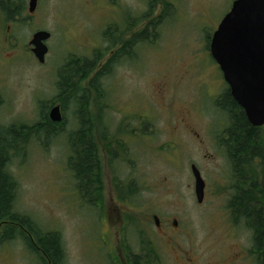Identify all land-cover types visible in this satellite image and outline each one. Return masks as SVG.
Listing matches in <instances>:
<instances>
[{
    "label": "rangeland",
    "instance_id": "1",
    "mask_svg": "<svg viewBox=\"0 0 264 264\" xmlns=\"http://www.w3.org/2000/svg\"><path fill=\"white\" fill-rule=\"evenodd\" d=\"M2 1L0 125L32 127L57 104L64 114L63 123L56 125L58 135L48 137L44 131L39 140L29 135L26 146L12 158L9 169L18 182L16 208L44 230L58 231L65 263L132 264L133 254L142 256L151 248L157 255L153 264H191L193 260L197 264H257L251 252L252 231L225 221L228 207L223 198L199 204L191 170L196 163L217 191L240 187L220 145L227 118L217 105L222 77L209 48L234 0H39L34 13L29 12V0H19L25 8L16 19L8 18ZM162 14L166 17L157 42L132 46L133 58L123 57L103 78L102 98L91 86L92 77L111 52L116 54ZM134 17H142L137 27ZM39 30L51 32L45 63L31 50L30 40ZM96 48L95 64L83 76L70 79L77 91L83 90L75 92L77 97L85 94L84 89L89 93L104 203H123L121 197L126 199L129 192L130 205H121L120 211L99 208L81 195L68 161L69 138L79 128V100L67 91L60 100L61 73L74 71L72 67L82 59L93 58ZM68 63L70 70L65 67ZM192 104L204 109L203 117L191 110ZM127 110L130 116L132 112L134 117L144 116V127L137 124L138 119L127 118ZM104 111L109 125L105 131L100 117ZM188 112L197 128H206L205 116L212 119L211 136L202 132L205 146L181 126ZM107 136L114 156L104 149L102 139ZM155 214L162 220L160 229ZM124 219L133 222L131 227H126ZM120 246L128 247L130 256ZM0 264L44 263L19 238L0 243Z\"/></svg>",
    "mask_w": 264,
    "mask_h": 264
},
{
    "label": "trees",
    "instance_id": "2",
    "mask_svg": "<svg viewBox=\"0 0 264 264\" xmlns=\"http://www.w3.org/2000/svg\"><path fill=\"white\" fill-rule=\"evenodd\" d=\"M1 5L8 18L12 17L13 19H16L21 15L25 8L24 4L20 3L19 0H5L1 2ZM164 17H166L165 14H162L159 18L151 20L144 29L136 32L131 41L125 43L124 47L120 49L118 53L133 58L135 52L133 53L129 51L126 53L130 44L132 46H135L138 43L147 42L155 44L159 38V32L161 25L164 23ZM141 19L142 17H134V27L138 26V22ZM120 56H118V58ZM91 64L92 63L89 60H86L85 65H82L81 67L80 65L75 66L73 68L75 69L74 71L61 73L62 81L61 84L59 83L61 91L60 100H63L62 97L65 93L69 92L70 96H72L75 92L83 91H77V86L73 84V80L70 78L83 76L82 73L86 70L87 66H90ZM107 70L109 71V67H107ZM67 73H72V75L69 76V79L67 78ZM101 74L103 76L106 75L105 72ZM98 81L99 79L97 75L96 78L93 79L92 86L95 90H101V92L104 93V85L100 84L99 86ZM67 83L68 88L65 89L64 86L66 87ZM83 93L85 94H79L78 97L76 96L77 94H75V97L79 100L76 110L79 128L74 131L69 138L72 154L68 161L70 169L76 177L77 187L80 190L81 195L88 198L90 200H88L89 202H95L96 204L99 201V203L102 204L99 208H103L104 183L98 143L94 135L95 123L93 121V114H91L89 110V93L87 90H84ZM103 96L104 94L101 97L103 98ZM217 101H219V104L221 105L222 96ZM232 107L233 106L231 105V109ZM231 113L236 114L233 111H231ZM243 116L244 115L239 112L233 117V143L231 144L230 154L234 157L232 162L233 169L240 187H248L256 185L259 166L256 165L253 158L254 155L256 156L260 152H257L255 142L253 141V138H251V132L248 131V123ZM100 117L104 118L106 125L102 124V130L105 131L108 129L105 120V111ZM62 121L60 123H54L51 121L49 115H45L43 121L32 127L17 124L10 126L0 125V243L20 238L26 242L32 251L37 253L38 258L44 264H66L62 237L57 230H44L39 224L32 220L30 216L21 213L16 208L18 182L10 172L9 165L17 150L26 146L29 135H34V138L39 140L41 133L45 131L47 132L48 137H54L60 132L56 125L60 126L63 123ZM102 140L105 142L104 145L108 152L114 156V147L110 138L107 136ZM263 165L264 163L262 164V185H264ZM129 187L133 189L132 183L129 184ZM128 194L126 199L130 196ZM253 197H255L254 193H251L249 197L245 195L244 201L239 197L236 198L233 205L236 217L244 214H246V216L251 214L249 218L254 219L256 212L253 210L252 206L249 207L246 203L247 201L248 203L251 202V204H253ZM121 198L123 201L126 200L123 196ZM253 219L249 221V225L251 228L255 229L256 224ZM256 228L258 229L257 231L261 232L262 227L257 225ZM260 236L257 238V241H255L256 243H254L251 252L254 254L255 246H258L263 250L262 258H264V233L260 234ZM152 250L153 249L148 248L146 254H143L142 256L133 254L131 263L145 264L146 261L149 262L148 264L152 263V260L157 257L155 251Z\"/></svg>",
    "mask_w": 264,
    "mask_h": 264
},
{
    "label": "water",
    "instance_id": "3",
    "mask_svg": "<svg viewBox=\"0 0 264 264\" xmlns=\"http://www.w3.org/2000/svg\"><path fill=\"white\" fill-rule=\"evenodd\" d=\"M38 3L39 0H29L30 13L35 12ZM50 37V31L39 30L30 40L32 52L40 63L46 62ZM210 51L249 121L255 126L264 124V0H234L213 33ZM49 117L52 122L60 123L61 105L53 106ZM191 170L196 198L202 203L206 181L196 163L191 165ZM154 220L160 225L159 216ZM174 223L178 225L177 220Z\"/></svg>",
    "mask_w": 264,
    "mask_h": 264
},
{
    "label": "flooded vegetation",
    "instance_id": "4",
    "mask_svg": "<svg viewBox=\"0 0 264 264\" xmlns=\"http://www.w3.org/2000/svg\"><path fill=\"white\" fill-rule=\"evenodd\" d=\"M115 19V18H114ZM125 22L127 24V22L129 23L128 21V18L125 19ZM124 22V23H125ZM123 23V25H124ZM116 24V23H115ZM120 25V23H118ZM112 26L111 28L112 29H116L118 26H113V25H109L108 27ZM115 27V28H113ZM127 29V28H126ZM132 37L127 40V42L131 41ZM97 46L99 44H97V42L95 43ZM122 49V48H121ZM132 49V45L130 44L128 46V51L126 53H128L129 51H131ZM32 50V48H31ZM98 51V48H96L94 50V57L89 59V61L92 63L90 66H87L86 70L84 72H87V69L90 68L93 64H95V59H96V56H97V52ZM121 55V56H120ZM118 56H120L118 58ZM123 57H128V56H125L124 54H119L118 52L115 54V52H111L110 54V57L108 58L107 62L105 63V65L103 67H100L99 70L95 73V75L92 77V80H91V86L93 85L92 82H93V79L96 78V76L98 75V79H99V86L100 84H103L102 80L105 76H109L112 72H113V69L115 67V64H118V62L123 58ZM132 58V57H130ZM81 60V59H80ZM87 59H82L77 65H80V67L82 65H85V62H86ZM126 60H129V59H126ZM97 61V60H96ZM70 63H68L65 67H68L69 70H70ZM217 67L219 68V71L221 73V77H222V80H221V83H222V86L223 88H221L222 92H221V96H222V103L221 105L219 104V101H217V105L223 110V112L226 114V126L224 128V131H223V136L221 138V148L224 149L225 151V159H226V162L228 165L232 166V169H233V156H231L230 154V148H231V144L233 143V134H232V129H233V117H235L239 112L242 113L245 118V120L247 121L248 123V131L251 132V135L253 138V141L255 142V147L257 149V152H260L258 155H254V160H255V163L257 166H259V171H257V182H256V185L255 186H248V187H233L231 189H229L228 191H221L218 189V191L216 190L215 187H210L209 186V182H208V179H207V176H206V172H204L203 169H200L201 170V173H202V176L203 178L205 179L206 181V188H205V196H204V201L202 203H199V204H205L207 201H211L213 199H216V198H223L225 201H227V207H228V214H227V217H225V221H231V223L236 226L235 224H241L242 226H247L249 227V229L252 231V240L254 241V243H256L255 241H257V238L260 236V234H263L264 233V185H262V164L264 163V124L262 125H259V126H255L253 125L248 117H247V114L245 112V109L235 100V98L233 97L232 95V90H231V87L229 85V83L226 81L224 75H223V72L221 71L219 65L216 63ZM107 67H109V71L107 70ZM73 69V67H72ZM66 70V69H65ZM109 73H108V72ZM105 72L106 75H102L101 73ZM93 87V86H92ZM94 88V87H93ZM95 89V88H94ZM86 90V89H84ZM96 91L98 92V94L101 93V95L105 94L103 92L98 91L96 89ZM220 96V97H221ZM219 97V98H220ZM218 98V99H219ZM121 101V100H120ZM193 107H192V111L196 114H199L201 117L202 116V111H204L203 108L199 107V104H192ZM231 105L233 106L232 109H231ZM170 109H173V105L171 104L170 105ZM231 111H233L234 113L236 114H233L231 113ZM126 113V117L129 118V119H138V123L137 124H140L141 127L145 125V121H144V116H141V117H138L137 115L134 117L133 115H135L136 113L132 112V116H130V114L128 113L129 111H125ZM138 114V113H137ZM191 114L192 112H188L186 114V118L182 119L181 121V126H184V128H186V130H188L186 133L188 134H194L196 136V138L198 139L200 145L202 146H205L206 143H207V138L206 136H204V134L202 135V132L211 136V131H213V121L212 119L207 115L205 116V120H203L205 122V126L206 128H204L203 126H200V128H197L196 124H192L190 121H189V117H191ZM141 120V121H140ZM105 123V122H104ZM135 125V126H138V125ZM108 125V124H107ZM189 126V129L186 127V126ZM109 127V125H108ZM244 133V132H243ZM245 134V133H244ZM243 134V136H244ZM137 136V135H136ZM178 139V138H177ZM123 140V139H122ZM121 140V141H122ZM100 142V141H99ZM126 143V142H124ZM104 149L106 151V153L110 156H113L110 152H108V150L106 149L105 145H104ZM211 157H215V155H212ZM223 157V158H224ZM193 164V163H192ZM191 164V165H192ZM264 167V165H263ZM251 183V182H250ZM250 185V184H249ZM251 193H254L255 194V197H253L254 199V202L253 204H251V202H247V205L252 206L253 210H255L256 214H255V217L254 219L253 218H249V216L251 215H248L246 216V214L242 215V216H239V217H236L235 216V210H234V202L236 200L237 197H239L240 199H242L244 201V198H245V195H247V197H249L251 195ZM115 200V197H111V201ZM123 203H120V204H116V203H104V207L106 206V209L109 211L111 210H114V211H120L119 207L121 205H130L129 202L127 199L125 201L122 200ZM97 204V203H96ZM99 207H101L102 204H97ZM258 214H259V218H258ZM157 214H155L153 217H155ZM159 216V215H157ZM160 218V216H159ZM253 219L254 222H255V226L257 227V225L259 227H262V230L261 232L257 231L258 229L255 227L254 228H251V226L249 225V221ZM177 220V219H175ZM110 224L111 220H107ZM125 223L126 224V227L133 224V222H131L129 219H124ZM107 222V223H108ZM175 222V221H174ZM178 222V220H177ZM131 223V224H130ZM156 224V222H155ZM111 226V225H110ZM157 228H161L163 226V223H162V220L160 218V225H157ZM177 227H179V222H178V225H175ZM226 233V231H225ZM258 233V234H257ZM261 237V236H260ZM255 250H254V257L256 259V262L257 264H264V258H262V253H263V250H261L258 246H255ZM115 248V252H117L116 250V246H114ZM122 252H126L128 256L129 253H128V247L127 249L124 247V246H120L118 247ZM131 259V257H130ZM191 264H197V260H193V261H190Z\"/></svg>",
    "mask_w": 264,
    "mask_h": 264
}]
</instances>
